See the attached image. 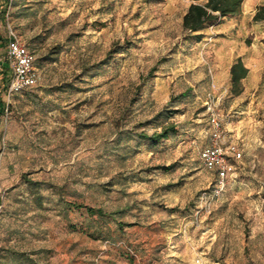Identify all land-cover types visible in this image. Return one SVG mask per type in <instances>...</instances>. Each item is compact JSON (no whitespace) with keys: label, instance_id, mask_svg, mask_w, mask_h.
Wrapping results in <instances>:
<instances>
[{"label":"rangeland","instance_id":"1","mask_svg":"<svg viewBox=\"0 0 264 264\" xmlns=\"http://www.w3.org/2000/svg\"><path fill=\"white\" fill-rule=\"evenodd\" d=\"M205 1L0 0V53L13 33L39 75L0 82V264H264V0L196 40L181 19ZM210 102L242 157L206 202Z\"/></svg>","mask_w":264,"mask_h":264},{"label":"built area","instance_id":"2","mask_svg":"<svg viewBox=\"0 0 264 264\" xmlns=\"http://www.w3.org/2000/svg\"><path fill=\"white\" fill-rule=\"evenodd\" d=\"M34 55L13 34L9 33L4 53H0V67H8L7 99L33 88L39 81L34 68ZM209 125V143L199 154L203 169L215 175L214 186L208 193L206 202L219 198L226 189L227 181L234 172L233 163L240 160L242 153L236 144L228 142L223 133L222 123L210 102L207 107ZM205 202V204H206Z\"/></svg>","mask_w":264,"mask_h":264},{"label":"trees","instance_id":"3","mask_svg":"<svg viewBox=\"0 0 264 264\" xmlns=\"http://www.w3.org/2000/svg\"><path fill=\"white\" fill-rule=\"evenodd\" d=\"M242 3L243 0H206L203 4H191L182 16V29L185 33L194 35L196 40H200L202 38L201 32L205 27H213L221 23L224 19L238 15L241 11ZM3 14H5V12H3ZM253 21H264V8H260L256 12ZM1 68L0 82L5 94L9 82L8 75L6 74V71L8 72V67L6 64H3ZM247 73L248 71L240 58H237L230 66L229 85L232 96L237 97L242 93V81L246 78ZM181 97L184 98L186 95L183 94ZM172 134H175V129L169 126L165 127L160 133H154L152 135L139 134L138 136L140 140L155 146L161 140L167 139ZM87 211L91 215L103 217L101 209H87Z\"/></svg>","mask_w":264,"mask_h":264}]
</instances>
